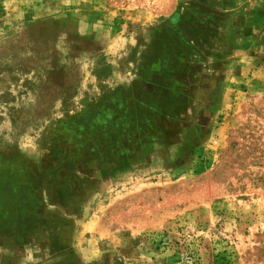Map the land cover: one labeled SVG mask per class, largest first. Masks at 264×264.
Returning <instances> with one entry per match:
<instances>
[{"label":"rangeland","instance_id":"1","mask_svg":"<svg viewBox=\"0 0 264 264\" xmlns=\"http://www.w3.org/2000/svg\"><path fill=\"white\" fill-rule=\"evenodd\" d=\"M259 144L264 0H0V264H264Z\"/></svg>","mask_w":264,"mask_h":264},{"label":"trees","instance_id":"2","mask_svg":"<svg viewBox=\"0 0 264 264\" xmlns=\"http://www.w3.org/2000/svg\"><path fill=\"white\" fill-rule=\"evenodd\" d=\"M255 144H258V143H255ZM260 151V153L258 154V156L256 155L255 156V159H257V163L258 165L260 163V165H263L264 166V146L263 144H259V147L257 146L253 152H251V150H248L249 153H254V154H257L256 151ZM259 181H262V183L264 184V173L262 174V176L259 178Z\"/></svg>","mask_w":264,"mask_h":264}]
</instances>
